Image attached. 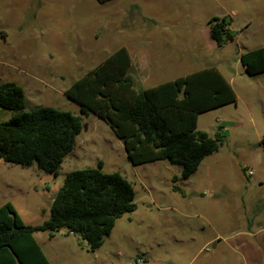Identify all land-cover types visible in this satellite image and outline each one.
Instances as JSON below:
<instances>
[{"label":"rangeland","instance_id":"rangeland-1","mask_svg":"<svg viewBox=\"0 0 264 264\" xmlns=\"http://www.w3.org/2000/svg\"><path fill=\"white\" fill-rule=\"evenodd\" d=\"M213 16L230 19L222 45L209 34ZM263 45L264 0H0V81L23 88L24 110L49 105L83 120L57 175L0 159V206L10 202L23 222L39 224L66 173L100 160L132 183L135 208L94 251L76 234L34 232L51 264H251L224 238L264 221V72L249 75L239 60ZM121 46L138 89L207 65L230 79L236 103L200 113L196 124L223 142L189 177L167 160L133 165L111 128L64 94ZM15 112L0 107V122Z\"/></svg>","mask_w":264,"mask_h":264},{"label":"trees","instance_id":"trees-1","mask_svg":"<svg viewBox=\"0 0 264 264\" xmlns=\"http://www.w3.org/2000/svg\"><path fill=\"white\" fill-rule=\"evenodd\" d=\"M229 21L224 16L208 20L217 45L232 38ZM239 60L249 75L264 72V45L241 53ZM131 68V57L121 46L64 94L81 113H94L111 128L133 165L167 160L180 167V176L189 177L224 139L219 131L209 135L196 129L198 115L235 104L234 89L215 65L139 89ZM0 107L16 111L0 122V159L35 163L57 175L82 130L81 116L49 105L24 110V90L14 81H0ZM259 144L264 149V134ZM173 189L183 193L176 185ZM133 199L132 183L118 171H102L100 160L94 167L72 169L52 196L50 215L43 222L27 224L10 202L0 206V264H51L34 237L36 231H48L50 237L60 230L76 234L94 251L116 220L134 210Z\"/></svg>","mask_w":264,"mask_h":264},{"label":"crops","instance_id":"crops-1","mask_svg":"<svg viewBox=\"0 0 264 264\" xmlns=\"http://www.w3.org/2000/svg\"><path fill=\"white\" fill-rule=\"evenodd\" d=\"M223 75L230 83V79L227 78L224 73ZM262 89L264 91V88ZM222 107H219L217 109L219 110ZM256 225L258 226L256 229H251L252 227H248V229L245 232L239 231L224 238L225 243L229 244L231 249L234 248L235 246L234 243L238 245L239 252L245 259V262L248 261L251 264H255L256 262H259L258 260L260 259V257H263L264 255V221H259V222L257 221ZM60 233H63V231H60ZM214 238L215 239L218 238L217 241L221 239L219 234L216 235ZM214 246H217V244ZM139 258H141V260H138ZM135 259L136 261H140L141 263L147 262L146 261L147 257H138V258L135 257Z\"/></svg>","mask_w":264,"mask_h":264}]
</instances>
